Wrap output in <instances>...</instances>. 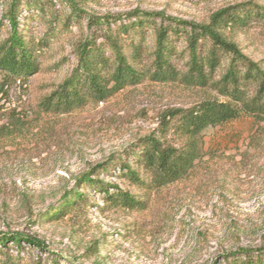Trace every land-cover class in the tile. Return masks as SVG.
<instances>
[{
	"label": "rangeland",
	"instance_id": "rangeland-1",
	"mask_svg": "<svg viewBox=\"0 0 264 264\" xmlns=\"http://www.w3.org/2000/svg\"><path fill=\"white\" fill-rule=\"evenodd\" d=\"M25 1V0H23ZM22 6L20 28L34 40L47 38L40 71L11 84L0 100V128L12 137L0 142V234L27 241L0 247V261L17 264H227L264 255V121L241 116L202 134L201 157L183 180L152 195L144 212L109 209L102 195L80 177L157 134L160 115L189 108L211 91L145 82L111 100L68 116H51L36 106L69 75L79 42L96 33L87 17L134 10L205 23L219 10L264 0H37ZM9 0H0V36ZM241 51L264 59V25L230 32ZM95 36V35H94ZM152 34L148 44H152ZM179 49L183 42H178ZM177 68L182 62L177 61ZM18 123L15 126V119ZM12 120V122H11ZM91 178L125 186L114 166ZM84 194L81 203L57 219L47 213L64 197Z\"/></svg>",
	"mask_w": 264,
	"mask_h": 264
},
{
	"label": "trees",
	"instance_id": "trees-1",
	"mask_svg": "<svg viewBox=\"0 0 264 264\" xmlns=\"http://www.w3.org/2000/svg\"><path fill=\"white\" fill-rule=\"evenodd\" d=\"M69 1L75 10L74 2ZM22 6L36 8L38 1L9 0L3 14L8 30L3 38L0 36V100L5 99L11 84L39 73L41 52L48 44L47 38L34 40L26 28H20ZM86 21L89 30L96 32L99 28L101 35L92 33L77 44L72 71L38 100L36 106L42 112L55 117L79 113L145 82L211 91L225 99L202 96L189 108L164 111L158 133L139 139L126 151L125 159H109L83 174L81 185L99 192L107 208L144 212L153 194L193 172L201 157L205 130L241 116L264 121V59L252 60L227 35L247 30L255 22L264 25L263 7L237 5L219 10L207 22L198 24L139 10L87 17ZM180 41L181 49L177 45ZM179 60L181 69L177 68ZM14 124H19L17 118ZM6 131L0 128V142L12 137ZM109 166L118 169L124 188L91 178L96 169ZM83 198L84 194L78 192L64 197L47 218L61 217ZM27 240L20 234H0V247L8 241L19 245ZM227 264H264V255L255 260L250 256L232 259Z\"/></svg>",
	"mask_w": 264,
	"mask_h": 264
}]
</instances>
